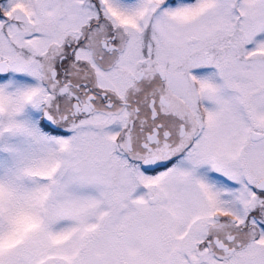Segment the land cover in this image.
<instances>
[{
    "label": "snow or ice",
    "instance_id": "snow-or-ice-1",
    "mask_svg": "<svg viewBox=\"0 0 264 264\" xmlns=\"http://www.w3.org/2000/svg\"><path fill=\"white\" fill-rule=\"evenodd\" d=\"M0 264H264V0H0Z\"/></svg>",
    "mask_w": 264,
    "mask_h": 264
}]
</instances>
